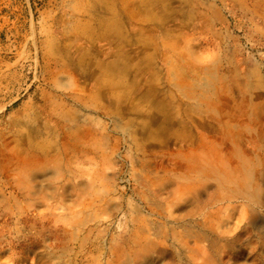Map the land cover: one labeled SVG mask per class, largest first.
Instances as JSON below:
<instances>
[{"label": "rangeland", "instance_id": "rangeland-1", "mask_svg": "<svg viewBox=\"0 0 264 264\" xmlns=\"http://www.w3.org/2000/svg\"><path fill=\"white\" fill-rule=\"evenodd\" d=\"M244 1L0 0V264H264Z\"/></svg>", "mask_w": 264, "mask_h": 264}, {"label": "crops", "instance_id": "crops-1", "mask_svg": "<svg viewBox=\"0 0 264 264\" xmlns=\"http://www.w3.org/2000/svg\"><path fill=\"white\" fill-rule=\"evenodd\" d=\"M227 1L231 2L233 4V7L238 8V9L244 8V5H245V1L244 0H227ZM251 4H252L251 5L252 8L256 11V13L260 17L264 18V0H253V3H251ZM255 6L258 7V9ZM130 16H131V14H130ZM222 22H224V21H222ZM192 48L195 49L197 52L198 51L199 52L203 51L199 46H193ZM196 57H197V60H200V61L204 60L199 55L196 56Z\"/></svg>", "mask_w": 264, "mask_h": 264}, {"label": "bare ground", "instance_id": "bare-ground-1", "mask_svg": "<svg viewBox=\"0 0 264 264\" xmlns=\"http://www.w3.org/2000/svg\"><path fill=\"white\" fill-rule=\"evenodd\" d=\"M113 39V38H112ZM263 156V155H262ZM263 159V158H261ZM263 168V167H262ZM258 170V169H257ZM258 175V174H257ZM259 176V175H258ZM259 180V179H258ZM228 181V179L226 180ZM260 183V182H259ZM235 196L237 198H240V199H243V200H249L250 202H252L253 204H258V201H257V197L255 194H251V193H245L243 191H236L235 192ZM264 203V202H263ZM262 209V208H261ZM259 210V209H257Z\"/></svg>", "mask_w": 264, "mask_h": 264}]
</instances>
